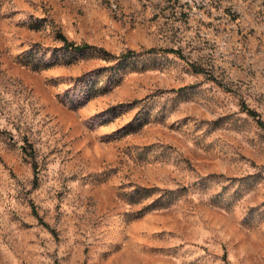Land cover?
I'll list each match as a JSON object with an SVG mask.
<instances>
[{
    "label": "rangeland",
    "instance_id": "1",
    "mask_svg": "<svg viewBox=\"0 0 264 264\" xmlns=\"http://www.w3.org/2000/svg\"><path fill=\"white\" fill-rule=\"evenodd\" d=\"M0 264H264V0H0Z\"/></svg>",
    "mask_w": 264,
    "mask_h": 264
},
{
    "label": "trees",
    "instance_id": "2",
    "mask_svg": "<svg viewBox=\"0 0 264 264\" xmlns=\"http://www.w3.org/2000/svg\"><path fill=\"white\" fill-rule=\"evenodd\" d=\"M56 38H58V40L60 41V45L58 47L52 48L53 53H59V54H63V55H69V56L72 55L73 56V55H75V53L76 54L81 53L83 51H87V50L92 48V46L87 45L85 43L75 44L71 41L66 40L63 36H61L59 34L57 35ZM31 50L33 51V47H29L25 51V53L31 52ZM159 51L174 53L176 55L178 54L177 51L174 49H160ZM151 52H155V50L148 48V49L143 50L141 53H151ZM134 55H135V53H133V51L126 50L125 52L117 54L115 57L117 58V62L119 63L120 61L122 62L128 58H131ZM50 64H51L50 61L42 62V65L44 67L48 66ZM88 76H89V72H86V73L80 74V75H78L72 79L75 86L79 87V89H78L79 94L77 96L80 97V99L83 98L82 101H84L88 97V89L86 88V84L88 83V81H87ZM115 106L118 107V106H121V104L110 106L104 112L108 113L110 111H113ZM246 113L250 116L254 115L253 112L249 111V110H246ZM24 153L28 154L27 151H24Z\"/></svg>",
    "mask_w": 264,
    "mask_h": 264
}]
</instances>
